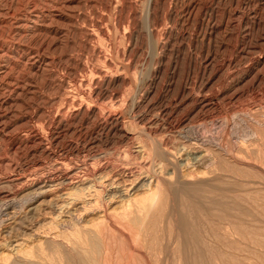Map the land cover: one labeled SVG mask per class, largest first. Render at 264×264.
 Here are the masks:
<instances>
[{
    "label": "rangeland",
    "instance_id": "1",
    "mask_svg": "<svg viewBox=\"0 0 264 264\" xmlns=\"http://www.w3.org/2000/svg\"><path fill=\"white\" fill-rule=\"evenodd\" d=\"M28 263L264 264V0H0V264Z\"/></svg>",
    "mask_w": 264,
    "mask_h": 264
},
{
    "label": "bare ground",
    "instance_id": "2",
    "mask_svg": "<svg viewBox=\"0 0 264 264\" xmlns=\"http://www.w3.org/2000/svg\"><path fill=\"white\" fill-rule=\"evenodd\" d=\"M148 29V28H147ZM159 147V146H158ZM193 148V147H192ZM188 149V148H187ZM162 154H164V153H162ZM160 155V154H159ZM197 158V157H196ZM197 161V160H196ZM169 163V162H168ZM239 163V162H238ZM244 163V162H243ZM190 164H192V163H190ZM199 165V164H198ZM191 166V165H190ZM190 166H188V162H187V167H190ZM197 166V165H196ZM193 167H194V165H193ZM192 168V167H191ZM190 168V169H191ZM195 168V167H194ZM193 169V168H192ZM174 171H176V170H174ZM173 171V172H174ZM193 171V170H192ZM192 171L190 172V173H185L184 175H182V177H183V179L184 178H186L187 176L186 175H188V176H192L193 175V173H192ZM175 173V172H174ZM106 175V174H105ZM98 176V175H97ZM186 176V177H185ZM196 176V175H195ZM194 177V176H193ZM111 178V177H110ZM180 178V177H179ZM86 179V178H85ZM133 181V180H132ZM154 181V180H153ZM178 181V180H177ZM191 181V182H190ZM203 182H204V180H200L198 177L197 178H193V179H189L188 181H186V183H182L183 185H182V187H183V190H182V192H183V195H184V197H182V198H185V199H187V198H190V197H192V192H190L191 190H193V191H195L194 189H192L193 187L195 188V187H197L198 186V188H200L199 186H201L202 184H203ZM152 183V180L149 182V184H151ZM156 183H157V185L155 186V190H152V189H149V195H147L144 199H143V201H145L143 204L144 205H141V206H138V208L140 209V212L142 211H146V212H149L151 209H152V207H154L157 203L158 204H161L162 206L163 205H165V199L167 198V195L164 193V192H168L170 189H169V185L168 184H166V182L163 180V178H160V177H158V180H156ZM132 184V183H131ZM173 184H175L174 186H176V187H178L176 184H178L179 185V182H177V183H173ZM180 184H181V182H180ZM145 185H146V183H145ZM206 185V184H205ZM112 186V185H111ZM172 186V185H171ZM207 186V185H206ZM88 187V186H87ZM179 187H180V185H179ZM204 187V186H203ZM77 188V187H76ZM140 189V188H139ZM164 189H166V191L164 190ZM174 189H175V187H174ZM173 189V190H174ZM130 190V189H129ZM128 190V191H129ZM126 191V190H125ZM110 192V191H109ZM178 192V191H177ZM195 194V193H194ZM193 194V195H194ZM199 194V193H198ZM120 195V194H119ZM172 195V194H171ZM95 197V196H94ZM121 197H129V194H127L126 192L125 193H123L122 195H121ZM169 197V196H168ZM171 197H174L173 195L171 196ZM103 198V197H102ZM176 198V197H175ZM167 199H169V198H167ZM118 200V199H117ZM173 200V199H172ZM171 200V201H172ZM174 201V200H173ZM178 201V200H177ZM176 201V202H177ZM55 202V201H54ZM182 202V201H181ZM185 202V201H184ZM180 204V203H179ZM217 205V204H216ZM167 206V205H166ZM183 206V205H182ZM218 206V205H217ZM167 208V207H166ZM165 208V209H166ZM110 209V208H109ZM164 209V208H163ZM132 211H133V209H132ZM165 211V210H164ZM127 212H125L124 214H126ZM163 213V212H162ZM172 213V212H171ZM180 213H181V211H180ZM166 214V213H165ZM132 215V214H131ZM141 215V214H140ZM175 215V214H174ZM146 216V215H145ZM148 216V215H147ZM179 216V215H178ZM178 216H175L173 219L175 220L174 222H176L177 223V220L179 219V217ZM180 217H181V215H180ZM172 218V217H171ZM182 218V217H181ZM133 220V219H132ZM139 220V219H138ZM142 221H143V219H142ZM180 221V220H179ZM187 221V220H186ZM185 221V222H186ZM183 222V221H182ZM181 222V223H182ZM137 223V222H136ZM135 223V224H136ZM141 223V222H140ZM143 223V222H142ZM180 223V222H179ZM178 223V224H179ZM181 223L179 224V225H181ZM154 224V223H153ZM182 224H184V223H182ZM145 225V224H144ZM173 225V224H172ZM176 226H178V225H176ZM180 227V226H179ZM179 227H177V228H179ZM182 227H184V226H182ZM187 227V226H186ZM189 227V226H188ZM191 227V226H190ZM132 229V228H131ZM173 229H175V228H173ZM183 229V228H182ZM181 229V230H182ZM188 229V228H187ZM191 229V228H190ZM89 230V229H88ZM179 230V229H178ZM184 231V230H183ZM187 231V230H186ZM181 232V231H180ZM185 232V231H184ZM174 233V232H173ZM85 234V233H84ZM181 234V233H180ZM185 235V234H184ZM183 235V236H184ZM88 238V237H87ZM90 238V237H89ZM92 238L93 237H91V239L89 240L88 239V243H87V241H86V245H87V251H85V252H87L86 253V255H92V253H94V250H96V242L94 241V240H92ZM187 241V240H186ZM151 243V242H150ZM78 244V243H77ZM187 244V243H186ZM61 246V245H60ZM186 246V245H185ZM182 247V246H181ZM181 250H184V249H181ZM73 252V251H72ZM92 252V253H91ZM90 253V254H89ZM76 254V253H75ZM93 256V255H92ZM96 256V255H95ZM87 257H89V256H87ZM91 257V256H90ZM101 261V260H100ZM94 262V261H93ZM29 264V263H28ZM93 264V263H92Z\"/></svg>",
    "mask_w": 264,
    "mask_h": 264
}]
</instances>
